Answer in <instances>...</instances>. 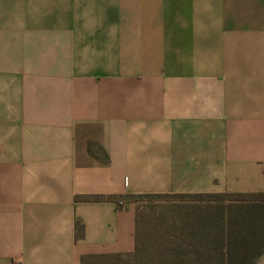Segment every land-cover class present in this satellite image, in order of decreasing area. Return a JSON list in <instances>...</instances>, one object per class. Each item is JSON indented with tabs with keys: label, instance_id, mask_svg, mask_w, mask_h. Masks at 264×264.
Segmentation results:
<instances>
[{
	"label": "crops",
	"instance_id": "0c3cea01",
	"mask_svg": "<svg viewBox=\"0 0 264 264\" xmlns=\"http://www.w3.org/2000/svg\"><path fill=\"white\" fill-rule=\"evenodd\" d=\"M228 192H264V0H0V264H119L135 196Z\"/></svg>",
	"mask_w": 264,
	"mask_h": 264
},
{
	"label": "trees",
	"instance_id": "16d2710c",
	"mask_svg": "<svg viewBox=\"0 0 264 264\" xmlns=\"http://www.w3.org/2000/svg\"><path fill=\"white\" fill-rule=\"evenodd\" d=\"M151 196L162 195L137 197ZM175 196L194 197L182 219L146 242L137 211L135 251L119 264H255L263 255L264 192Z\"/></svg>",
	"mask_w": 264,
	"mask_h": 264
},
{
	"label": "rangeland",
	"instance_id": "374dc122",
	"mask_svg": "<svg viewBox=\"0 0 264 264\" xmlns=\"http://www.w3.org/2000/svg\"><path fill=\"white\" fill-rule=\"evenodd\" d=\"M216 195L222 199L226 198V196H224L226 193H217ZM193 199L194 197L175 195L151 197L136 196V209L142 218V222H140L143 235L142 238L147 242L150 240L151 235L157 234V231L164 233L166 229L168 230L173 220L180 221L184 208L186 205H189L190 203L188 202H191ZM121 264L131 263L123 262Z\"/></svg>",
	"mask_w": 264,
	"mask_h": 264
},
{
	"label": "built area",
	"instance_id": "2783aa9c",
	"mask_svg": "<svg viewBox=\"0 0 264 264\" xmlns=\"http://www.w3.org/2000/svg\"><path fill=\"white\" fill-rule=\"evenodd\" d=\"M118 205H119L120 208H124V207L126 206V202H125V200L120 199V200L118 201Z\"/></svg>",
	"mask_w": 264,
	"mask_h": 264
},
{
	"label": "water",
	"instance_id": "95a60500",
	"mask_svg": "<svg viewBox=\"0 0 264 264\" xmlns=\"http://www.w3.org/2000/svg\"><path fill=\"white\" fill-rule=\"evenodd\" d=\"M255 264H264V253Z\"/></svg>",
	"mask_w": 264,
	"mask_h": 264
}]
</instances>
